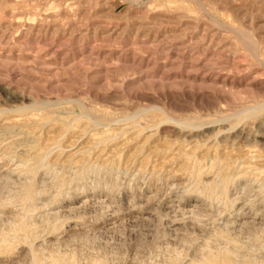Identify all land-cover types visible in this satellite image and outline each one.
<instances>
[{"label": "rangeland", "instance_id": "1", "mask_svg": "<svg viewBox=\"0 0 264 264\" xmlns=\"http://www.w3.org/2000/svg\"><path fill=\"white\" fill-rule=\"evenodd\" d=\"M0 264H264V0H0Z\"/></svg>", "mask_w": 264, "mask_h": 264}, {"label": "bare ground", "instance_id": "2", "mask_svg": "<svg viewBox=\"0 0 264 264\" xmlns=\"http://www.w3.org/2000/svg\"><path fill=\"white\" fill-rule=\"evenodd\" d=\"M217 21V20H216ZM232 31H234V30H232Z\"/></svg>", "mask_w": 264, "mask_h": 264}]
</instances>
